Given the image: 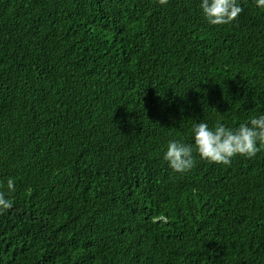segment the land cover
Returning a JSON list of instances; mask_svg holds the SVG:
<instances>
[{
  "label": "trees",
  "instance_id": "trees-1",
  "mask_svg": "<svg viewBox=\"0 0 264 264\" xmlns=\"http://www.w3.org/2000/svg\"><path fill=\"white\" fill-rule=\"evenodd\" d=\"M199 4L0 0V264H264V151L163 158L264 114V9Z\"/></svg>",
  "mask_w": 264,
  "mask_h": 264
},
{
  "label": "clouds",
  "instance_id": "clouds-1",
  "mask_svg": "<svg viewBox=\"0 0 264 264\" xmlns=\"http://www.w3.org/2000/svg\"><path fill=\"white\" fill-rule=\"evenodd\" d=\"M161 6L169 0H158ZM258 8L264 9V0H255ZM199 8L206 21L213 26L227 25L236 21L243 12L240 0H200ZM193 144L171 140L164 152V160L176 173H186L196 166V155L208 163L230 166L237 156L255 158L264 151V114L249 118L236 127L216 122L213 126L201 121L192 128ZM195 154V155H194ZM15 180L9 178L6 190H0V214L13 209ZM167 223L164 216L158 217Z\"/></svg>",
  "mask_w": 264,
  "mask_h": 264
}]
</instances>
